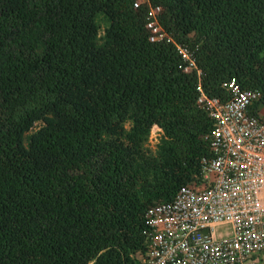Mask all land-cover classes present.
Wrapping results in <instances>:
<instances>
[{"label": "trees", "instance_id": "trees-1", "mask_svg": "<svg viewBox=\"0 0 264 264\" xmlns=\"http://www.w3.org/2000/svg\"><path fill=\"white\" fill-rule=\"evenodd\" d=\"M148 1L207 95L264 102V0ZM132 3L0 0V264H144L145 209L198 179L196 76Z\"/></svg>", "mask_w": 264, "mask_h": 264}, {"label": "built area", "instance_id": "built-area-1", "mask_svg": "<svg viewBox=\"0 0 264 264\" xmlns=\"http://www.w3.org/2000/svg\"><path fill=\"white\" fill-rule=\"evenodd\" d=\"M146 5L151 41L164 40L178 53L184 72L196 76L197 105L211 123L208 153L199 177L164 202L144 211V264H254L264 254V102L256 89L234 79L221 83L223 98L207 95L191 50L158 23V5ZM228 225L230 233L215 228ZM225 233V232H224Z\"/></svg>", "mask_w": 264, "mask_h": 264}, {"label": "rangeland", "instance_id": "rangeland-1", "mask_svg": "<svg viewBox=\"0 0 264 264\" xmlns=\"http://www.w3.org/2000/svg\"><path fill=\"white\" fill-rule=\"evenodd\" d=\"M39 124H40V122H36L34 124V128H37L39 126ZM159 135H160V129L156 125H153L150 128V132H149V136H148V142H147V145L150 148L154 147V144L157 142ZM215 232L219 235L228 234V233H230V227L228 225H219L215 228Z\"/></svg>", "mask_w": 264, "mask_h": 264}, {"label": "crops", "instance_id": "crops-1", "mask_svg": "<svg viewBox=\"0 0 264 264\" xmlns=\"http://www.w3.org/2000/svg\"><path fill=\"white\" fill-rule=\"evenodd\" d=\"M254 264H264V254H262L261 256H257L254 259Z\"/></svg>", "mask_w": 264, "mask_h": 264}]
</instances>
